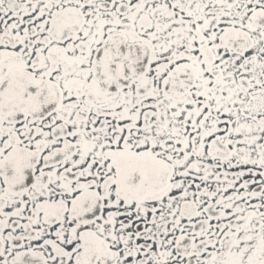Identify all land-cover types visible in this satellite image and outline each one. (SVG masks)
<instances>
[{"label":"snow or ice","instance_id":"snow-or-ice-1","mask_svg":"<svg viewBox=\"0 0 264 264\" xmlns=\"http://www.w3.org/2000/svg\"><path fill=\"white\" fill-rule=\"evenodd\" d=\"M0 264H264V0H0Z\"/></svg>","mask_w":264,"mask_h":264}]
</instances>
